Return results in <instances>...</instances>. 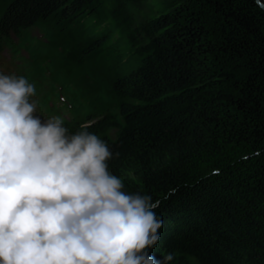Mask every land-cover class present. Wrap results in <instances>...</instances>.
<instances>
[{"label":"trees","instance_id":"1","mask_svg":"<svg viewBox=\"0 0 264 264\" xmlns=\"http://www.w3.org/2000/svg\"><path fill=\"white\" fill-rule=\"evenodd\" d=\"M92 2L0 0V53L20 61L41 111L107 143L126 194L162 201L148 252L159 264L169 253L167 264H264V10L256 0H163L134 62L96 36ZM82 21L77 44L70 25ZM72 76L95 93L78 95Z\"/></svg>","mask_w":264,"mask_h":264},{"label":"clouds","instance_id":"2","mask_svg":"<svg viewBox=\"0 0 264 264\" xmlns=\"http://www.w3.org/2000/svg\"><path fill=\"white\" fill-rule=\"evenodd\" d=\"M34 95L25 77L0 74V264H159L147 250L162 201L126 194L107 143L60 117L42 123Z\"/></svg>","mask_w":264,"mask_h":264},{"label":"rangeland","instance_id":"3","mask_svg":"<svg viewBox=\"0 0 264 264\" xmlns=\"http://www.w3.org/2000/svg\"><path fill=\"white\" fill-rule=\"evenodd\" d=\"M163 7V0H96L91 4L90 8L95 12L89 21H94L92 29L96 31L98 38H109L115 49L113 53L115 57H125L139 62L146 55L144 49L152 41L148 21L154 18L155 9L158 11ZM79 24L81 27L70 25V39L77 44L81 43L79 37L85 29L84 21ZM32 33L35 36L41 35L39 29H34ZM10 73H14L13 67L9 61V54L4 52L0 55V74ZM71 79L77 86V94L86 99L97 89L96 85L87 79L77 81L73 76ZM38 117L40 118L39 115ZM130 182L138 184L133 178H130ZM147 251L149 252V249Z\"/></svg>","mask_w":264,"mask_h":264},{"label":"water","instance_id":"4","mask_svg":"<svg viewBox=\"0 0 264 264\" xmlns=\"http://www.w3.org/2000/svg\"><path fill=\"white\" fill-rule=\"evenodd\" d=\"M256 3H257V0H256ZM257 4H258V3H257ZM258 5H259V7H260L261 9L264 10V6H262V5H264V0H260V3H259Z\"/></svg>","mask_w":264,"mask_h":264},{"label":"bare ground","instance_id":"5","mask_svg":"<svg viewBox=\"0 0 264 264\" xmlns=\"http://www.w3.org/2000/svg\"><path fill=\"white\" fill-rule=\"evenodd\" d=\"M28 54H29V53H28ZM25 61H27V60H25ZM29 61H31V60H29ZM27 63H28V62H27ZM27 63H26V64H27ZM82 89H84V88H82ZM85 91H87V90H85ZM79 92H80V91H79ZM81 93H82V92H81ZM65 109H66V108H65ZM64 122H65V121H64Z\"/></svg>","mask_w":264,"mask_h":264}]
</instances>
